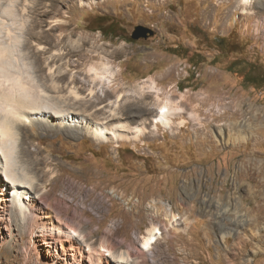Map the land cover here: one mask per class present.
Returning a JSON list of instances; mask_svg holds the SVG:
<instances>
[{"label": "rangeland", "instance_id": "rangeland-1", "mask_svg": "<svg viewBox=\"0 0 264 264\" xmlns=\"http://www.w3.org/2000/svg\"><path fill=\"white\" fill-rule=\"evenodd\" d=\"M41 2L43 10H53L49 0ZM246 3L85 0L59 5L61 18L37 15L43 22L35 29L38 42L25 31L24 1L11 11L10 0H0V45L15 50L5 60L10 75L38 83L40 92L44 84L63 87L38 67L86 43L80 64L79 51L58 62L80 78L75 89L89 102L82 109L98 116L106 111L101 123L114 110L118 122L144 130L113 142L40 129L24 130L18 140L33 151L38 144L44 149V170L60 177L69 215L76 207L85 212L75 221L88 244L98 247L112 232L123 242L117 254L132 241L141 249L157 226L158 240L146 257L134 255L130 264H264V0ZM69 22L73 33L57 30ZM137 26L153 34L133 39ZM66 38L67 46L59 41ZM69 86L43 96L71 97ZM95 94L106 102L93 103ZM164 106L167 125L155 121ZM36 193L56 197L43 188ZM1 229L8 236L4 224ZM13 231L14 238L0 235V264L52 263L40 249L28 258L23 248L30 237Z\"/></svg>", "mask_w": 264, "mask_h": 264}, {"label": "bare ground", "instance_id": "bare-ground-1", "mask_svg": "<svg viewBox=\"0 0 264 264\" xmlns=\"http://www.w3.org/2000/svg\"><path fill=\"white\" fill-rule=\"evenodd\" d=\"M23 1L25 4L22 12L26 15L24 21H27L29 24V27L27 25L25 31L27 35L30 33V40L36 39L39 42L35 29L40 28L43 22L40 21L41 19L36 21L37 15L61 18L62 11L59 9V5L69 7L76 3H83L85 0H49L51 2L50 6L53 8L51 11L43 10L46 4L42 3L41 0H10V4L13 6V8H10L13 9L11 11H16L14 5H21ZM238 1L241 5H249L246 3L248 0ZM207 12L209 10H206ZM206 13L204 12V16ZM32 16L33 19L30 20ZM25 24L22 25L25 26ZM72 24L70 22L67 24H57V30H70L73 33V29L70 28ZM67 40L66 38L59 41L67 46L69 45L67 44ZM21 42L22 40H19L20 46H22ZM14 44L15 48L20 47L18 43ZM3 45H0V235L3 234L1 229L3 224L7 229L9 237H15L14 229H18L21 235L24 232L30 237V241L27 242L28 245L23 248L28 258L32 253L40 249L49 254L47 258L52 261L51 264H130L134 255L145 258V250H150L158 240L156 238V235L159 233L157 226L149 231L148 236H145L141 249L137 248L134 241H132L128 244L125 252L117 254L115 247L116 245L123 244V242H117L112 232L107 234L100 246L94 247L88 244L86 240L87 236L76 226L75 221L76 219L81 220L85 218V212L82 208L76 207L73 210L71 209L73 211L72 216L69 215L70 204L66 199L67 194L62 189L63 185L59 180L60 177L51 179L52 172L44 170L48 160V158L41 155L44 149L40 144L37 145L34 151L30 147H24L22 144L18 145V140L23 136L24 130L37 131L40 129L48 135L51 133H64L70 137L78 138L86 134L98 141L105 142H113L116 139L129 140L130 135L128 133L130 130L136 134V137L142 131L144 132L140 126H134L132 130L128 124L118 122V113L114 110L109 111L113 117L109 121L101 123L102 120L99 118L106 111L101 114L102 116H98L87 112V108L85 109L87 111L82 109V105H86L89 102H86L85 98H82L81 94L75 89L77 83L81 81L80 78L78 76H70L69 71L64 72L63 67L58 62H62L66 57L72 59L75 51H79V60L77 59L76 63L80 64L84 60L83 51H85L87 44L85 43V46L84 44L83 46H76L78 49L75 51L66 48L67 53L63 52L57 54L52 59L42 60V67H38V70H49L50 78L57 80L59 78V81L63 83V87H60L61 85L58 87L55 85L46 86L44 84L45 92L35 89L36 87L38 88V83L34 85L35 83H29L30 80L28 78L15 75V73L13 75H10V72L8 73L9 69L6 66L5 60L11 58L15 50H12V53V51H9V47L5 48ZM26 46L29 47L28 40ZM97 47H92V50H99L100 48ZM40 49L42 50L43 48ZM16 51L18 50L16 49ZM44 54L42 53V55ZM110 54L112 53L109 52V54L105 55L112 56ZM19 75H21L20 72ZM95 75L98 76L99 73L96 72ZM68 85H73L71 92L74 95L71 97L64 96L57 98L58 96H52L50 100H46L45 95L43 96L44 93H47V90L61 92ZM89 90H91L92 94L94 93V88ZM102 95H93L96 101L91 102L97 104L102 101L106 102V100L102 99ZM103 96L109 99L107 93ZM67 100H69L68 103L66 102ZM73 100H75V103L71 102ZM168 108L164 106L158 111L155 118L157 123L168 124V121H166L170 116ZM102 109L104 107L100 108L99 111H102ZM56 120L61 124L54 125L53 123ZM225 135L221 130V138ZM7 187L9 188V192L6 191ZM39 188H43L46 192L47 190L55 192L56 197L50 200L43 194H37L36 192H39ZM57 192H60V195ZM171 216L175 218V215L171 214ZM2 236L8 237L4 234ZM21 241H24V239L21 238ZM85 241L86 243H84ZM9 246L11 247L12 245Z\"/></svg>", "mask_w": 264, "mask_h": 264}, {"label": "water", "instance_id": "water-1", "mask_svg": "<svg viewBox=\"0 0 264 264\" xmlns=\"http://www.w3.org/2000/svg\"><path fill=\"white\" fill-rule=\"evenodd\" d=\"M152 34H153L152 30L143 26H137L132 33V38L133 39L147 38L148 35H152Z\"/></svg>", "mask_w": 264, "mask_h": 264}, {"label": "trees", "instance_id": "trees-1", "mask_svg": "<svg viewBox=\"0 0 264 264\" xmlns=\"http://www.w3.org/2000/svg\"><path fill=\"white\" fill-rule=\"evenodd\" d=\"M246 81H247V80H246ZM248 83H250V85H254L253 82H250L249 80H248Z\"/></svg>", "mask_w": 264, "mask_h": 264}]
</instances>
